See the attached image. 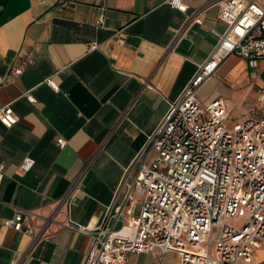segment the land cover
Returning <instances> with one entry per match:
<instances>
[{"label":"crops","instance_id":"1","mask_svg":"<svg viewBox=\"0 0 264 264\" xmlns=\"http://www.w3.org/2000/svg\"><path fill=\"white\" fill-rule=\"evenodd\" d=\"M167 1L0 0V108L18 118L10 129L0 123V264H84L90 238L69 224L95 228L116 206L136 153L214 50L211 30L225 29L214 0H183L185 14ZM197 12L201 22L190 24ZM12 67L23 68L15 80ZM255 69L231 55L198 97L223 99L241 120L263 89L264 62ZM25 157L35 162L27 173ZM16 213L32 232L5 226ZM262 260L264 247L253 262Z\"/></svg>","mask_w":264,"mask_h":264},{"label":"built area","instance_id":"2","mask_svg":"<svg viewBox=\"0 0 264 264\" xmlns=\"http://www.w3.org/2000/svg\"><path fill=\"white\" fill-rule=\"evenodd\" d=\"M167 4L180 13L187 11L183 0ZM214 4L225 29L211 30L217 37L214 50L136 153L120 184L121 199L116 192V206L108 208L95 228L69 224L90 238L84 264H135L129 254L151 252L161 258L172 253L177 264H252L264 246V114L253 109L233 121L223 99L204 102L198 97L201 85L229 56L240 57L248 70L264 62V4L260 0ZM200 14L187 21L200 23ZM103 20L101 12L95 27L100 28ZM26 63L33 64V58L27 56ZM22 72V67H12L8 77L15 80ZM45 83L58 90L52 78ZM23 97L36 101L30 92ZM254 106H264V89ZM17 121L11 105L0 108L4 128ZM56 142L60 149L66 146L62 138ZM34 163L25 157L19 170L27 173ZM235 220L239 225L229 223ZM4 224L16 232L34 228L22 213Z\"/></svg>","mask_w":264,"mask_h":264},{"label":"rangeland","instance_id":"3","mask_svg":"<svg viewBox=\"0 0 264 264\" xmlns=\"http://www.w3.org/2000/svg\"><path fill=\"white\" fill-rule=\"evenodd\" d=\"M246 69H247V67H246ZM255 70L256 69H254V71ZM247 71L251 72V70H248V69H247ZM261 78L264 81V69H262V71H261ZM261 88L264 89V84H263V86ZM254 112L258 113V114H264V106H262L261 108H256L254 106ZM138 212H139V209L136 208L135 215H137ZM229 223L234 224V225H239L238 220L231 221ZM128 257H129L130 261L135 263V264H145V263H151V264H177V258L172 253H166L162 258L159 255H157L155 252H151L148 255H145V254H141V255L129 254ZM253 264H264V260L260 261L259 263L253 262Z\"/></svg>","mask_w":264,"mask_h":264}]
</instances>
